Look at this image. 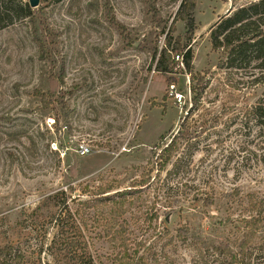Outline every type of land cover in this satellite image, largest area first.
I'll return each mask as SVG.
<instances>
[{
	"label": "rangeland",
	"instance_id": "1",
	"mask_svg": "<svg viewBox=\"0 0 264 264\" xmlns=\"http://www.w3.org/2000/svg\"><path fill=\"white\" fill-rule=\"evenodd\" d=\"M181 2L40 0L33 22L0 30V245L20 240L31 248L44 238L47 246L55 232L45 219L54 209L50 196L64 190L92 202L101 183L129 187L157 160L159 148L176 139L172 162L138 193L147 208L127 216L132 236L144 240V264H227L218 252L239 239L247 195L264 199V117L248 113L264 100V70L250 51L230 67L229 54L212 49V26L247 1L198 0L194 36L187 38L181 20L172 35L192 48L195 71L208 72L209 85L195 105L185 67L161 74L153 56L165 46ZM39 90L56 98L52 108L41 103ZM56 116L59 131L48 125ZM187 119L197 129L190 141L178 138ZM14 127L36 136L39 146L32 157L20 146L27 159L13 163L6 148ZM50 140L60 156L47 147ZM83 141L92 150L82 156ZM68 203L87 220L81 227L74 218L66 232L93 238L90 247L101 258L94 264H116L114 247L102 239L110 215ZM37 207L43 209L38 217ZM253 250H264V237ZM255 256L264 264V256ZM34 264L74 263L46 247Z\"/></svg>",
	"mask_w": 264,
	"mask_h": 264
},
{
	"label": "trees",
	"instance_id": "2",
	"mask_svg": "<svg viewBox=\"0 0 264 264\" xmlns=\"http://www.w3.org/2000/svg\"><path fill=\"white\" fill-rule=\"evenodd\" d=\"M246 1V4L220 16L219 20L212 26L210 33L212 49L214 51L222 50L225 54L228 53L230 56L228 66L230 67L235 66L238 59H245L250 51L253 59L259 61V67L264 70V0ZM197 3L198 0H182L166 36L165 46L160 51L156 49L153 54L156 71L161 74L173 73L180 64L185 67L186 73L191 77L190 88L195 105L199 104L209 85L208 72L195 71L192 64L194 58L192 48L188 44L186 45L181 37L178 36L175 39L172 35L176 31V22L181 20L186 22L187 38L191 39L194 36L197 25L193 13ZM111 18L113 23L121 25L120 22L116 21L113 14H111ZM25 19L32 22L35 20V14L28 2L0 0V30L13 22ZM179 51L184 52L183 55L180 54L181 61L175 59V53L179 54ZM224 65V61L219 63V67ZM36 94L45 108L53 107L56 98L51 92L39 90ZM248 113L255 115L256 118L264 117V100L258 102ZM12 121L11 118H5L7 123L12 124ZM55 122L53 127L59 131L61 129L59 116H56ZM262 125L264 127V124ZM193 127L192 123L188 124V119L184 120L180 125L178 138L190 141L196 137L197 129ZM7 134L10 136L8 141L10 146L6 148L7 159L13 163L19 159H27L25 152L22 150L20 152V146L25 148L31 157L38 150L39 140L29 132L14 127ZM42 137L44 138L45 135L42 134ZM23 138H27V141H23ZM53 142L54 140H50L47 147L50 148ZM159 149L161 151L156 158L157 160L151 159L147 172L143 173L141 179L133 182L129 187L121 188L117 183H101L94 192L95 200H91L92 202L90 200L81 201L78 197L72 199V196L67 195L64 190L50 196L48 201L53 203L54 209L52 212H47L45 219L48 220V224L52 226L55 232L49 239L47 246L43 241L44 238L41 241L38 240L31 248H24L20 240L0 245V264H34L36 258L42 255L46 247L52 254L61 256V258L74 264H94L96 259L101 261V258L96 256L90 247L93 244L91 242L93 238L85 236V231H83L84 233L81 231L80 238L66 232V227L74 218L81 223V227L86 225L87 220L86 215L81 214L80 207H73L68 203L69 200L78 201V205H85L88 208H95L104 212L106 214L104 219L110 215L109 222L104 224L102 239L107 240L114 247L113 261L116 264H144V253H141L144 240L133 238L127 216L134 208H147V201L143 200V197L138 193L148 185L149 178L154 171L158 175L166 170L167 165L172 162L174 154L179 150L178 142L176 139H172L168 145ZM52 151L60 156L59 148L57 150L52 149ZM174 170H178V161L174 162L172 171ZM69 189L74 190L73 186H70ZM60 196L63 197L61 202H59ZM247 196V208L240 216L242 232L239 239L235 242L234 247L224 246L218 252V255L226 259L227 264H260L258 258L256 261L255 255H260V258L264 256V250L259 254H255L256 251L253 250L259 240L264 237V199L254 193ZM42 211V208L37 207L35 210L37 217L39 216L38 213Z\"/></svg>",
	"mask_w": 264,
	"mask_h": 264
},
{
	"label": "built area",
	"instance_id": "3",
	"mask_svg": "<svg viewBox=\"0 0 264 264\" xmlns=\"http://www.w3.org/2000/svg\"><path fill=\"white\" fill-rule=\"evenodd\" d=\"M175 59H177V60H180L181 59V55L180 54H176V56H175ZM173 88H175V86H172V89ZM179 100H182V96H180V98H179ZM49 126L50 127H52L53 125H55V118H50L49 119ZM52 148L54 149V150H57L58 149V147H57V145H56V143H52ZM91 147L89 146V144L88 143H86L85 141H83V142H81V146H80V148H78L77 149V151L79 152V154L80 155H87V154H89L90 152H91Z\"/></svg>",
	"mask_w": 264,
	"mask_h": 264
},
{
	"label": "water",
	"instance_id": "4",
	"mask_svg": "<svg viewBox=\"0 0 264 264\" xmlns=\"http://www.w3.org/2000/svg\"><path fill=\"white\" fill-rule=\"evenodd\" d=\"M31 8H37L40 5V0H29Z\"/></svg>",
	"mask_w": 264,
	"mask_h": 264
}]
</instances>
